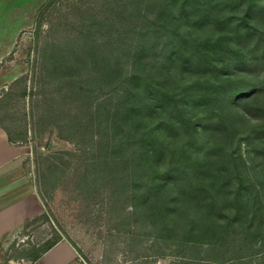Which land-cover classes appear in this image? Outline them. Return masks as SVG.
<instances>
[{
	"label": "rangeland",
	"instance_id": "rangeland-1",
	"mask_svg": "<svg viewBox=\"0 0 264 264\" xmlns=\"http://www.w3.org/2000/svg\"><path fill=\"white\" fill-rule=\"evenodd\" d=\"M157 3L34 0L28 45L8 55L24 73L0 93V124L36 203L0 237L3 264H32L59 239L83 264H187L177 262L182 230L169 223L206 213L216 223L228 212L175 199L187 184L180 163L190 174L222 171L227 205L241 182V212L264 218V0H165L172 33L157 31ZM158 74L170 97L159 91L146 105L131 77ZM222 77L234 83L213 87ZM155 159L146 190L142 171Z\"/></svg>",
	"mask_w": 264,
	"mask_h": 264
},
{
	"label": "trees",
	"instance_id": "trees-1",
	"mask_svg": "<svg viewBox=\"0 0 264 264\" xmlns=\"http://www.w3.org/2000/svg\"><path fill=\"white\" fill-rule=\"evenodd\" d=\"M165 7V0H158L157 31H167L169 29L172 33L174 30L173 27H169L168 22L163 18V10ZM39 13L40 9L36 14L38 15ZM164 15L166 16V14ZM166 25L168 27H166ZM165 45L167 44L165 43ZM165 45L163 48L166 47ZM147 64L148 62L145 63V65ZM156 64L157 61H155L154 65ZM144 76L139 75L137 78H134L133 75L131 77V82L136 88L140 86L141 89H139L138 92L136 91L137 94H140L141 97L146 95V105L150 104L159 91L162 96L166 98L170 97L168 90L165 88V77L158 74V79L157 77L152 79L150 75L145 79ZM137 83H140V85L136 86ZM226 83H234V80L222 77L215 82L213 87L221 89L226 86ZM206 93L207 92H205V94ZM208 94L212 93L209 92ZM171 101L173 102L174 108H177V99L172 97ZM132 103L133 102H131V105ZM188 121H190V128L192 132H194L193 130L196 129L197 123L191 121L190 118H188ZM184 137L183 135L182 138ZM145 153L147 156L150 153L147 146ZM158 166V159L144 166L142 180L146 190L155 188L156 184L153 175L156 174V171L153 172L152 169H156ZM180 166L184 165L180 163L179 166L173 168H179L180 172H183L187 184L184 183L181 187H178L175 199H186L187 197L192 201L191 204L195 208L201 207L205 209L215 207L217 208V213L227 211L228 214L227 219L224 221L216 218V223H214L212 221L213 219L210 217H206L207 213L204 214L203 217L202 215L187 217L184 221L179 220V218L173 219V221L169 223V227H173V225L176 224L177 228L180 231L182 230V235L176 237L175 240L177 241V249L184 250V252L177 255V257H179L177 262L187 264H243L244 260L254 258L256 261L253 264H264V249L262 248L264 241V218L262 215H258L257 217L254 215L247 216L246 213L243 214L241 212L247 204V199L245 197V199H242L243 197H241L243 196L241 182L238 183L235 190L231 193V201H229L227 205L221 199L220 191L223 182L222 171L210 167V171L204 175L198 173L197 170H193L190 174L187 169L182 170ZM172 198L173 196H170L168 193L157 197V216L159 218L170 209V206L167 205V201ZM250 210H252V208H250ZM242 215H244V217H242ZM52 243L47 245L44 249L48 248ZM37 256L38 255L33 256L32 259H36Z\"/></svg>",
	"mask_w": 264,
	"mask_h": 264
},
{
	"label": "crops",
	"instance_id": "crops-1",
	"mask_svg": "<svg viewBox=\"0 0 264 264\" xmlns=\"http://www.w3.org/2000/svg\"><path fill=\"white\" fill-rule=\"evenodd\" d=\"M34 0H0V93L11 88L15 79L23 74L22 61L10 59L13 47L28 45L27 33L34 18ZM25 39L18 38L19 30ZM16 49L14 50V53ZM19 150L8 138L0 124V237L24 223L34 211L35 197L28 177L19 174ZM21 206H18V202ZM32 264H83L73 245L59 239L40 251Z\"/></svg>",
	"mask_w": 264,
	"mask_h": 264
},
{
	"label": "water",
	"instance_id": "water-1",
	"mask_svg": "<svg viewBox=\"0 0 264 264\" xmlns=\"http://www.w3.org/2000/svg\"><path fill=\"white\" fill-rule=\"evenodd\" d=\"M0 264H3V258L0 257Z\"/></svg>",
	"mask_w": 264,
	"mask_h": 264
}]
</instances>
